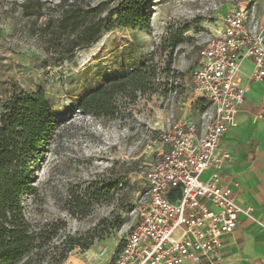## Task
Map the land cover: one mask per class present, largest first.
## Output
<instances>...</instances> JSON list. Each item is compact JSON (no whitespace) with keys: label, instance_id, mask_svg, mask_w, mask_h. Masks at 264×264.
Masks as SVG:
<instances>
[{"label":"rangeland","instance_id":"1","mask_svg":"<svg viewBox=\"0 0 264 264\" xmlns=\"http://www.w3.org/2000/svg\"><path fill=\"white\" fill-rule=\"evenodd\" d=\"M23 1L0 0V112L14 89L41 88L61 123L37 171L38 194L24 202L37 230L57 234L48 246L14 264H64L87 255L100 264H114L125 235L141 220L145 173L161 154L160 134L174 121H194L201 129L212 116L210 105L196 108L194 73L205 41L241 0H153L151 33L118 28L58 67L47 61L41 42L20 13ZM45 1L51 8L59 0ZM106 1L116 3L87 0L93 7ZM170 27L184 30V43L167 64L169 51L164 49ZM147 62L161 72L167 68L168 74L157 81L159 92L139 95L135 102L121 99L116 118L78 110L92 90ZM116 179L121 183L111 202L88 199L86 209L75 208L76 197L94 182ZM91 241L87 250L77 245Z\"/></svg>","mask_w":264,"mask_h":264},{"label":"built area","instance_id":"2","mask_svg":"<svg viewBox=\"0 0 264 264\" xmlns=\"http://www.w3.org/2000/svg\"><path fill=\"white\" fill-rule=\"evenodd\" d=\"M245 61L252 63L249 81L264 83V27L254 31L249 8L236 7L205 41L194 73V98L209 102L212 116L201 129L174 121L160 134L161 154L145 173L141 220L125 235L114 264H222L224 237L240 215L254 220L222 182L231 161L224 140L247 94Z\"/></svg>","mask_w":264,"mask_h":264},{"label":"trees","instance_id":"3","mask_svg":"<svg viewBox=\"0 0 264 264\" xmlns=\"http://www.w3.org/2000/svg\"><path fill=\"white\" fill-rule=\"evenodd\" d=\"M112 2L116 3L111 5V1H106L93 7L87 0H59L46 8L45 0H24L19 10L27 19L28 28L41 42L47 61L58 67L118 28L152 32L150 7L153 0ZM183 43L184 30L170 27L164 49L169 51L167 64L172 63L175 50ZM161 74L167 75V68L161 72L157 65L147 62L92 90L81 99L78 110L85 115L116 118L121 111V99L135 102L139 95L159 92L157 81ZM209 105L206 100H198L196 108L205 110ZM60 123L61 119L41 88L35 92L14 89L1 106L0 264L24 260L32 252L48 246L57 234L52 235L46 229L37 230L27 217L24 202L26 197L38 194L37 171L57 136ZM120 183L119 179L94 182L76 197L78 205L75 208L86 209L88 199L97 203L111 202ZM77 245L87 250L93 242ZM73 248L72 245L63 253ZM65 259L66 255H62L61 260Z\"/></svg>","mask_w":264,"mask_h":264},{"label":"crops","instance_id":"4","mask_svg":"<svg viewBox=\"0 0 264 264\" xmlns=\"http://www.w3.org/2000/svg\"><path fill=\"white\" fill-rule=\"evenodd\" d=\"M238 7L249 8V25L254 31L264 27V0H241ZM251 70L252 63L245 61L241 77L247 94L237 125L224 140L231 161L224 167L222 182L231 187L239 204L252 209L254 220L240 215L235 231L223 239L222 264H264V83H251ZM64 264L100 261L87 255L69 258Z\"/></svg>","mask_w":264,"mask_h":264},{"label":"bare ground","instance_id":"5","mask_svg":"<svg viewBox=\"0 0 264 264\" xmlns=\"http://www.w3.org/2000/svg\"><path fill=\"white\" fill-rule=\"evenodd\" d=\"M152 21H153V19H152Z\"/></svg>","mask_w":264,"mask_h":264}]
</instances>
